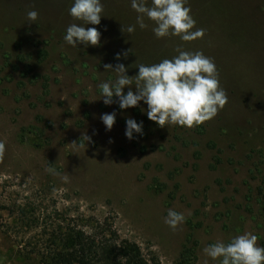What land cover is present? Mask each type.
Returning a JSON list of instances; mask_svg holds the SVG:
<instances>
[{"label":"rangeland","instance_id":"374dc122","mask_svg":"<svg viewBox=\"0 0 264 264\" xmlns=\"http://www.w3.org/2000/svg\"><path fill=\"white\" fill-rule=\"evenodd\" d=\"M72 3L0 0V264H40L57 236L89 219L112 223L149 264H218L203 249L245 233L264 247V0H188L205 33L193 42L158 39L147 19L128 34L131 0H102L101 24L88 25L100 45L77 47L64 41L82 23ZM178 48L215 62L228 103L214 119L162 128L143 102L104 104L99 85L116 79L105 65L135 77ZM110 113L109 131L101 116ZM129 118L143 123L132 140ZM169 209L186 217L175 230Z\"/></svg>","mask_w":264,"mask_h":264},{"label":"clouds","instance_id":"9594fccd","mask_svg":"<svg viewBox=\"0 0 264 264\" xmlns=\"http://www.w3.org/2000/svg\"><path fill=\"white\" fill-rule=\"evenodd\" d=\"M188 0H131V7L137 13L136 24L129 25L128 34L153 24L154 35L160 38L179 37L184 42L202 39L204 30L196 27L191 15V8L186 6ZM69 14L82 23H72L66 29L64 41L73 46H99L101 33L97 27L104 17L102 0H73ZM33 24L39 13L31 10L27 13ZM125 32V29H122ZM178 55L172 59H163L152 65L139 64L135 77L127 75L124 64L105 65V69L116 74L115 81L99 85L105 105H111L114 98L119 99L121 109L135 108L141 102L147 105L146 115L149 120L160 127L179 125L193 128L214 119L228 103L226 91L220 86L219 73L215 62L203 52H189L177 49ZM126 55V54H125ZM117 59L120 55L117 54ZM133 80L135 89L133 92ZM129 91L125 94L124 89ZM101 120L110 131L115 122V113L103 114ZM134 134L143 135V123L129 118L126 121L125 135L129 140ZM4 145L0 144V152ZM51 174L59 175L54 168ZM62 179L67 182L68 177ZM183 213L169 209L165 224L173 230L184 224ZM206 257L218 264H264V247L258 245V238L252 233L234 236L228 243L217 241L203 249ZM205 264L208 261L205 260Z\"/></svg>","mask_w":264,"mask_h":264},{"label":"trees","instance_id":"16d2710c","mask_svg":"<svg viewBox=\"0 0 264 264\" xmlns=\"http://www.w3.org/2000/svg\"><path fill=\"white\" fill-rule=\"evenodd\" d=\"M40 256V264H149L140 246L121 238L107 220L70 227Z\"/></svg>","mask_w":264,"mask_h":264}]
</instances>
